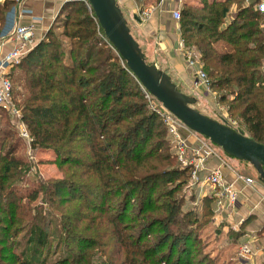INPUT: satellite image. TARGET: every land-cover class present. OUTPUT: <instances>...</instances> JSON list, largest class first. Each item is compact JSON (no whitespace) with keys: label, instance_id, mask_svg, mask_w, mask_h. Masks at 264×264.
<instances>
[{"label":"trees","instance_id":"trees-1","mask_svg":"<svg viewBox=\"0 0 264 264\" xmlns=\"http://www.w3.org/2000/svg\"><path fill=\"white\" fill-rule=\"evenodd\" d=\"M258 2L183 3L179 25L231 127L264 144ZM13 4L0 1V32ZM58 18L59 38L49 30L8 74L11 80L12 70H23L25 93L12 100L31 150L53 157L32 161L27 152L16 154L18 143L5 148L7 128L16 126L0 108L8 126H0V264H229L212 252L220 228L212 221L214 195L191 191L192 205L184 208L180 191L190 168L179 165L159 114L93 13L83 0H68ZM43 163L54 164L60 177L41 178ZM53 243L59 256L48 262Z\"/></svg>","mask_w":264,"mask_h":264},{"label":"crops","instance_id":"crops-1","mask_svg":"<svg viewBox=\"0 0 264 264\" xmlns=\"http://www.w3.org/2000/svg\"><path fill=\"white\" fill-rule=\"evenodd\" d=\"M65 1L68 0L21 1L20 8L28 11L29 14L22 17L20 22L22 24H33L35 42L40 40V36L55 22L60 7ZM207 1L210 2L212 0ZM116 2L123 15L129 14L135 20L131 34L141 47L146 61L154 63L159 69L164 71L171 81L176 84L179 91L200 99L205 115L213 118L212 115L216 117V115L224 114L225 109L224 112L221 111L220 107L222 105L216 102L214 91L205 88L199 83L194 70L187 64L184 52L179 48V41L181 39L180 18L175 19L173 16L174 11L180 10L181 12V5L178 4L177 0H116ZM201 2L202 0H183V3L193 6H200ZM260 3L261 0H259L256 7L264 12ZM141 11H147L148 15L145 19L143 17L142 19L139 18L136 14ZM30 16L36 19L33 20ZM11 46L12 44L9 42L4 43L0 47L1 53L9 51ZM189 51H192L194 57L197 58V51ZM26 152L28 153L27 145ZM33 153L34 155L36 154L34 151ZM220 156L224 158L223 160L227 157L231 158L222 151H220ZM35 159H37L36 156ZM37 160L41 159L38 157ZM225 161L227 163V160ZM219 163L218 159H211L208 166L212 168ZM42 165L45 164H37V170ZM221 169L228 180L233 179L234 171L242 173L229 167V165L225 168L221 167ZM40 175L42 176V174ZM255 180L256 183L252 186H245L242 182H238L239 194L237 205L232 210L228 208L223 210L217 216V220L213 222L215 226L219 225L220 228L214 240L215 245L213 242L215 247L212 249V252H222L221 262L226 263V259L229 264H264V186L257 179ZM206 190V188L197 186L191 189L198 197H202L205 193L210 192ZM234 227L235 229H233ZM244 244H249L251 253L245 257H240L238 251Z\"/></svg>","mask_w":264,"mask_h":264},{"label":"built area","instance_id":"built-area-1","mask_svg":"<svg viewBox=\"0 0 264 264\" xmlns=\"http://www.w3.org/2000/svg\"><path fill=\"white\" fill-rule=\"evenodd\" d=\"M13 1L14 4L6 13V21L0 32V47L7 42L12 44L10 50L6 53H1L0 51V108L9 111L12 115L19 136L25 140L28 146V157L30 160L35 161V155L30 148L29 133L20 119V110L12 100V83L8 76L10 69L18 65L23 57L35 46L36 42L33 37L34 27L33 24H22L20 22V19L29 14V12L20 8L22 0ZM83 1L92 12L89 3L86 0ZM177 2L182 6L183 0H177ZM260 4L262 9H264V0H261ZM136 14L141 19L142 17L145 19L148 15L147 11H141ZM173 16L175 19H179L180 10L174 11ZM30 18L36 19L31 16ZM262 29L264 30V22L262 23ZM103 37L108 41L105 35ZM179 48L184 52L187 64L194 70L199 83L205 88L210 89V81L206 73L200 68L199 62L194 57L193 52L185 49L182 39L179 41ZM141 88L145 98L148 100L150 109L159 114L162 123L166 127L167 134L172 143V153L175 155L179 165L190 168V179L187 188L191 189L196 186L206 188L210 192L205 193L203 196L211 193L214 195L215 214L213 220L216 221L217 216L223 210L226 208L232 210L237 205L239 194L237 183L242 182L245 186H252L256 183V180L251 176L235 171L233 179L228 180L221 169V167H227L226 161L220 156V151L222 150L211 144L207 138L188 130L149 92L142 86ZM220 109L224 112L225 108L221 106ZM218 121L229 126L234 125V121H231L225 113L219 114ZM211 159H218L220 163L210 168L208 164ZM238 252L240 257H245L251 253V248L249 244H244L239 248Z\"/></svg>","mask_w":264,"mask_h":264},{"label":"water","instance_id":"water-1","mask_svg":"<svg viewBox=\"0 0 264 264\" xmlns=\"http://www.w3.org/2000/svg\"><path fill=\"white\" fill-rule=\"evenodd\" d=\"M86 1L106 39L140 85L188 130L207 138L229 157L250 163L264 183V144L195 109L194 97L179 91L164 71L146 61L116 0Z\"/></svg>","mask_w":264,"mask_h":264},{"label":"rangeland","instance_id":"rangeland-1","mask_svg":"<svg viewBox=\"0 0 264 264\" xmlns=\"http://www.w3.org/2000/svg\"><path fill=\"white\" fill-rule=\"evenodd\" d=\"M124 16H125V18L127 20V23H128L129 28H130V31L133 32V26L135 24L134 23L135 20L129 14H125ZM49 30L53 31V33L56 34V37L59 38L57 34H59L62 31V23L60 22V18H58L56 22H53V24L48 28V30L45 33H43V35L40 36L41 38H40V40L36 41V44L39 41L45 39V34ZM36 37H38V36H36ZM37 39H39V37ZM63 41L64 42H63L62 48L66 51V48H67L68 45H67V42H65L66 40H63ZM197 57H198V55H197ZM22 74H23L22 68H15L10 73L12 87H13V92H12L13 93V99H14L15 102L22 101L23 94L25 93L24 86H23V75ZM213 93H215V92H213ZM215 97H216V102H217V95L216 94H215ZM195 99H196V101H195V103L192 106L195 109H197L198 111L201 110L200 112L204 114V107L202 105V101L200 99H197L196 97H195ZM225 113L228 114L226 112V109H225ZM212 116H213V119L218 120V115H216V117H215V115H212ZM6 121L7 120H6L5 116L0 115V126L2 125L5 129L8 127L7 125L4 124V123H6ZM7 129H8V132H10V134H9V137H8L7 142L5 144V148L8 145H10V143H16V145L18 143L19 144V148H18V150H16V154H23V155L26 154V145H25L24 141L18 137V134H17L18 131L15 128H10V127H8ZM4 150L2 149V152ZM35 156H36L37 159L39 157L42 161H44L45 159H51L53 157V154L48 152V151H39V153L36 152ZM225 160H227L226 164L229 165V167H232L233 169H235L237 171H241L245 175H250L251 177H253V178L258 180V174L256 173L254 167L250 163L245 162V161H241V160H237V159H234V158H228V157ZM37 171L40 174H42V176L41 175L40 176H41V178H44V179L49 178V177H60V172L58 171L57 167L54 166V165H51V164L42 165V166L38 167ZM258 182L264 186V183H262L259 180H258ZM191 189L187 188V186H185V187L183 186L181 188L180 193L182 195H185V198H186L185 201H184V208H187V207L192 205L191 201H190V196H189L190 192H191ZM196 200L197 201H195L194 204L199 202L198 198H196ZM212 221L214 222V220H212ZM52 230L54 231V233H55V230H57L55 228V223L54 222L52 223V226H51V231ZM204 230H205V232L201 236L203 244H204V241H205V238H206L205 235H207V233H209L211 231V228L208 225L207 228L204 229ZM49 241H54V238L50 236L49 237ZM54 242H56V241H54ZM53 248H54V243L52 245V250H51L50 255H49L50 257H48V259H47L48 262L53 261V259L55 257L59 256V250H58V253L56 255H52V252L54 250Z\"/></svg>","mask_w":264,"mask_h":264}]
</instances>
